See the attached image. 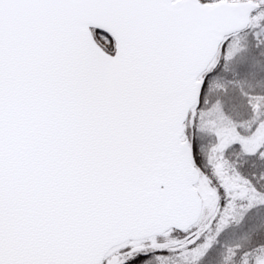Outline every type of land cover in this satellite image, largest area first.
I'll use <instances>...</instances> for the list:
<instances>
[{"label":"snow or ice","instance_id":"1","mask_svg":"<svg viewBox=\"0 0 264 264\" xmlns=\"http://www.w3.org/2000/svg\"><path fill=\"white\" fill-rule=\"evenodd\" d=\"M0 264H264V0H0Z\"/></svg>","mask_w":264,"mask_h":264}]
</instances>
